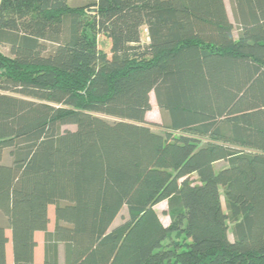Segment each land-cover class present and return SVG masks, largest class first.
Listing matches in <instances>:
<instances>
[{"label": "trees", "instance_id": "16d2710c", "mask_svg": "<svg viewBox=\"0 0 264 264\" xmlns=\"http://www.w3.org/2000/svg\"><path fill=\"white\" fill-rule=\"evenodd\" d=\"M69 1L0 0V264H264V0Z\"/></svg>", "mask_w": 264, "mask_h": 264}, {"label": "rangeland", "instance_id": "374dc122", "mask_svg": "<svg viewBox=\"0 0 264 264\" xmlns=\"http://www.w3.org/2000/svg\"><path fill=\"white\" fill-rule=\"evenodd\" d=\"M90 1H94V0H70L69 3L71 5H78V4H85V3L90 2ZM224 2H225V6H226V9H227L229 18H230V20L233 23L234 34L237 35V33H238V24H237L235 13H234V4H233L232 0H224ZM98 39H99L100 43L105 41V38L102 35H100ZM142 40L146 41L147 39L145 37H143ZM108 47H110V40L109 39H107V47L106 48L108 49ZM0 49L3 52H6V47L5 46H0ZM106 118L112 119V118H109V117H106ZM145 119L148 122L158 123L160 126H162V124H161L162 121H163L162 112L157 106L153 91L150 92V109L146 112ZM60 128H61V130L66 129V128L74 129V125H72V124H63V125L60 126ZM154 128L158 129L157 127H154ZM6 152H7L6 150H3V154L5 155L4 159H5L6 162H9L10 158L8 157V155H6L7 154ZM224 164H225L224 162H218L216 164V166L217 167H221ZM221 203H222V206L225 208V201H224V198H223L222 195H221ZM154 208H155L160 220L162 221V223L164 225L168 224L170 222V218H169L168 214H166V210H167L166 209L167 208L166 200H163V201L157 203L154 206ZM47 214H48V218H49L48 225H47V230L48 231H53L54 228H55V224H56V219H55V216H54V205L51 204V205L48 206ZM125 216H126V208L123 207L121 209V211L119 212V214L117 215V217L115 218L113 226L116 225L117 223H119ZM5 233H6L7 237H8V239H9L8 242L6 243V254L8 255L7 258H6V264H13L12 263V257H11L10 231H9V228H7V227L5 228ZM36 238H37V241H38V246H36L35 251H36L37 255L40 258H42L43 252H44V242H45L44 233L43 232L37 233ZM63 252H64L63 243L56 242L55 243V253H56L57 264H64V262H63V260H64Z\"/></svg>", "mask_w": 264, "mask_h": 264}, {"label": "crops", "instance_id": "0c3cea01", "mask_svg": "<svg viewBox=\"0 0 264 264\" xmlns=\"http://www.w3.org/2000/svg\"><path fill=\"white\" fill-rule=\"evenodd\" d=\"M39 232H43V231H35V233H34V237H35V239H36V246H38V241H37V238H36V235H37V233H39ZM36 246H35V249H36ZM35 249H34V260L35 261H37V262H41L42 260H43V256H42V258H40L38 255H37V253H36V251H35ZM7 254H6V258H7ZM12 257V256H11ZM39 257V258H38ZM13 263V262H12ZM6 264V263H5Z\"/></svg>", "mask_w": 264, "mask_h": 264}]
</instances>
